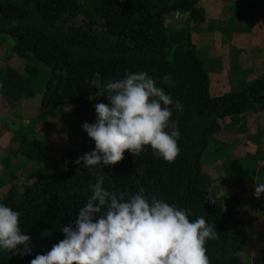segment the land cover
Instances as JSON below:
<instances>
[{"label": "trees", "instance_id": "obj_1", "mask_svg": "<svg viewBox=\"0 0 264 264\" xmlns=\"http://www.w3.org/2000/svg\"><path fill=\"white\" fill-rule=\"evenodd\" d=\"M199 1L0 2V35L10 40L0 64V95L8 105L33 96L31 80L39 73V65L47 70L37 107L41 119L60 113L76 117L95 102L108 103L102 96L103 85L130 72H146L183 105L181 111H172L180 153L171 163L150 148L138 156L126 151L123 160L112 166L59 167L22 183L20 192L9 189L0 204L20 212V228L31 237L32 254L0 250V264H30L37 254L63 239L60 228L75 219L90 195L88 185L99 177L109 191L134 194L142 186L146 195L188 209L191 220L204 216L215 224L218 236L206 243L210 264H238V255L248 253V236L237 210L210 201L202 186L201 167L219 121L264 104V72L241 89L209 94L207 72L191 41L192 25L204 24ZM166 15L173 16L171 21H165ZM8 58L13 61L6 63ZM13 140L25 159H45L46 152L25 133L14 134ZM37 246L44 248L33 251ZM249 264H264V244L252 252Z\"/></svg>", "mask_w": 264, "mask_h": 264}, {"label": "clouds", "instance_id": "obj_2", "mask_svg": "<svg viewBox=\"0 0 264 264\" xmlns=\"http://www.w3.org/2000/svg\"><path fill=\"white\" fill-rule=\"evenodd\" d=\"M103 88L108 103L94 104L95 123L82 125L95 148L76 164L112 166L126 151L138 156L145 148L165 162L178 157L172 111L182 110L180 101L146 72L125 73ZM86 191L90 195L75 219L60 228L63 239L30 264H210L206 243L218 232L204 216L191 220L188 209L148 196L142 186L134 194L109 191L102 177ZM261 194L264 183H255V198ZM20 215L0 204V250L31 255V237L21 231Z\"/></svg>", "mask_w": 264, "mask_h": 264}, {"label": "rangeland", "instance_id": "obj_3", "mask_svg": "<svg viewBox=\"0 0 264 264\" xmlns=\"http://www.w3.org/2000/svg\"><path fill=\"white\" fill-rule=\"evenodd\" d=\"M4 1L18 0H0ZM216 2L217 0L199 1L204 24L192 25L190 29L195 35L198 32L204 33L205 17L208 15L206 9L218 7L227 1L220 4ZM227 9L228 14L215 22L216 31L221 37L230 31L244 32L246 28L264 19V0H231ZM172 18L173 16L166 15L165 21H171ZM207 23L210 24V21ZM192 38L195 39L194 36ZM246 41L244 39L241 42ZM9 45L8 36L0 35V64L9 52ZM261 46L264 48V40ZM222 49H227L223 53L224 64L229 67L226 81L230 89H241L250 81L249 75L247 72L241 75L235 72L236 56L232 47ZM262 52L259 54L261 60L264 59V51ZM242 54L243 63L247 62V50H242ZM198 55L206 72L218 67V58L210 59L206 50L201 49ZM12 61L11 58L6 59V63ZM44 68L39 65V73L31 80L34 89L32 97L20 98L8 105L0 95V198L9 189L20 192L22 183L53 173L59 167H83L82 163L78 165L75 161L95 148L94 141L88 138L82 125L95 123L94 104L98 102L88 112L76 117H68L65 113L43 119L37 117L39 98L47 73ZM210 79V90L215 93L218 91V83L216 79ZM92 96L96 95L93 93ZM242 113L234 119L223 117L219 121V130L207 143L201 170L202 186L210 201L221 208L233 206L237 210L249 242L248 253L245 256L238 255V264H249L252 252L264 244V194H261L260 199L254 196L255 183H264V104L248 107ZM18 132H23L34 140L46 152L45 159L33 161L22 157L13 140V135ZM43 248L37 246L33 251L40 252Z\"/></svg>", "mask_w": 264, "mask_h": 264}, {"label": "crops", "instance_id": "obj_4", "mask_svg": "<svg viewBox=\"0 0 264 264\" xmlns=\"http://www.w3.org/2000/svg\"><path fill=\"white\" fill-rule=\"evenodd\" d=\"M224 0H217V4H220ZM225 4H220L218 7L210 8L209 10L206 9L207 14L205 17L206 26L204 29V33L195 35V32L191 33V41L200 52L201 49L206 50L210 59L218 58V67L211 72H207L208 80H209V94L211 96H217L221 93L230 90V87L226 81L228 76V65L224 64V52L226 53L227 49H222L226 47H232L233 52L235 53L236 64L234 65L235 72H239L241 75L242 73L247 72L249 75V80L256 77L260 73L264 72V59L261 60L260 53H263L264 48L262 45V41L264 40V19L259 20L258 22L254 23L252 26L246 28V31L242 32H234L230 31L224 34V37H221L218 34L217 26L215 22H217L221 17L228 14L226 11L227 6L230 4L231 0H226ZM204 8V7H203ZM210 21V24L207 22ZM202 32V31H200ZM192 36L195 37L192 38ZM247 40L245 43L241 42L242 40ZM206 48V49H205ZM242 50H247L248 53V61L243 63ZM203 58V56H202ZM203 60V59H202ZM212 75V76H211ZM216 79L218 83V91L210 90L211 79ZM243 114V113H241Z\"/></svg>", "mask_w": 264, "mask_h": 264}]
</instances>
